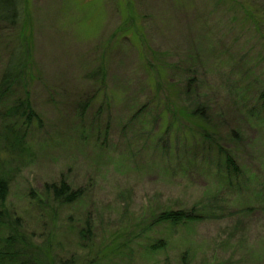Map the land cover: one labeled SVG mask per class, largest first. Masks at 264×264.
I'll use <instances>...</instances> for the list:
<instances>
[{
    "label": "rangeland",
    "instance_id": "rangeland-1",
    "mask_svg": "<svg viewBox=\"0 0 264 264\" xmlns=\"http://www.w3.org/2000/svg\"><path fill=\"white\" fill-rule=\"evenodd\" d=\"M17 48L27 73L0 110L27 91L36 117L17 120L22 151L0 123V178L23 238L80 264H264V0H25L0 22V77ZM200 104L236 179L168 128L167 108ZM164 210L203 218L154 223Z\"/></svg>",
    "mask_w": 264,
    "mask_h": 264
},
{
    "label": "trees",
    "instance_id": "trees-1",
    "mask_svg": "<svg viewBox=\"0 0 264 264\" xmlns=\"http://www.w3.org/2000/svg\"><path fill=\"white\" fill-rule=\"evenodd\" d=\"M15 5L16 7L14 8ZM3 7L7 9V14H0V22L4 21L15 25L23 21L25 0H0V12L3 10ZM250 16L252 17L253 15ZM10 54L7 64H5L6 67L0 77V106L22 84V79L27 73L25 71L27 68L24 66L23 60L25 52L17 48ZM99 75L101 76V80H105L103 71ZM192 80L188 79L187 82L189 83ZM159 86L160 84L157 82L155 89L158 90ZM27 94L28 92L25 91L23 94L25 97L0 110V123L1 127L4 128L2 137L4 150L13 151L14 148H19L21 149L20 151L23 150L20 147L21 144H17V141L21 140L23 142L25 133L20 132L19 127H17V120L26 118V120L30 121L31 117H36L29 104V96ZM185 95L186 97L190 95L187 84ZM260 98L263 100L262 104H264V92L260 93ZM84 106H87L86 103ZM167 112L171 114L168 118V128L176 127L178 129L180 123L190 125L191 127L186 128L182 133L191 135L195 140L207 144L209 148L212 146L215 147L216 153L224 159L226 173L234 175L235 179L238 178L240 175L239 167L234 158H232L231 153L222 148V144L220 146L222 139L219 137L218 131H215L214 123L210 120L202 104L193 107V111L191 108H187L186 110L167 108ZM140 113L139 111L138 114ZM195 125L196 128L194 127ZM230 134L234 135L233 131H230ZM51 188L54 197L63 203L74 202L81 195L79 190L71 191L65 182H61L59 185H52ZM6 189L7 182L0 178V228L4 227L7 230L5 231V236L2 239L0 238V264H80V260L76 261L72 258L65 262L56 259L54 256L48 258L47 252L49 251H45L44 245L32 244L20 235L19 231H17L10 219L2 211L4 209L3 199H5ZM193 211L164 210L154 218V223L178 225L202 220L203 217Z\"/></svg>",
    "mask_w": 264,
    "mask_h": 264
}]
</instances>
